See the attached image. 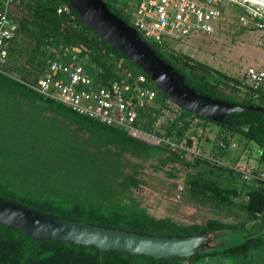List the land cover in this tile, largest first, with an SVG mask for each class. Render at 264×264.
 <instances>
[{
    "label": "trees",
    "instance_id": "trees-1",
    "mask_svg": "<svg viewBox=\"0 0 264 264\" xmlns=\"http://www.w3.org/2000/svg\"><path fill=\"white\" fill-rule=\"evenodd\" d=\"M102 1L112 13L132 25L133 5L128 0ZM63 6L67 9L58 11ZM227 13L222 10L223 16ZM9 16L16 28L3 45V67L14 78L0 73L1 199L52 216L138 234L187 237L201 233L211 235V241L225 230H245L248 225L255 230L238 243L219 242L195 251L189 258L154 259L49 239L37 241L34 247L31 235L0 223V264H214L218 260L220 264H249L251 254L264 241V182H249L239 171L207 157L192 155L189 159L191 154L183 150L106 125L39 95L25 83H35L42 76L48 59L58 57L55 50L59 46L75 49L85 66L96 69V76L105 79L118 80L125 71L143 72L88 29L68 6V0H15ZM137 34L141 37L140 32ZM147 43L195 93L264 108V89L252 97L250 88L235 77L212 70L167 44L160 47ZM212 74L218 80L244 86L242 98L238 100L224 92L218 82L211 80ZM153 87L156 99L137 111L140 127L190 147L192 136L188 129L197 115L168 106L167 96L154 84ZM169 110L174 112L172 117L164 115ZM197 117L219 127L210 140L209 155L227 156L230 145L237 142L243 148L256 150L257 161L264 162V115L243 111L223 117L237 125H248L246 131ZM123 155L141 160L154 158L155 170L175 164L188 168L183 180L188 200L225 209L234 219L209 217L200 223L183 224L152 216L128 194L130 188L138 187L140 179L136 165L125 170L129 164ZM238 160L236 155L232 165H237ZM219 170L230 178L224 181ZM251 171L264 173V169ZM236 178L239 182H234Z\"/></svg>",
    "mask_w": 264,
    "mask_h": 264
},
{
    "label": "built area",
    "instance_id": "built-area-1",
    "mask_svg": "<svg viewBox=\"0 0 264 264\" xmlns=\"http://www.w3.org/2000/svg\"><path fill=\"white\" fill-rule=\"evenodd\" d=\"M0 73L14 76L3 67L5 41L14 34L16 23L9 16L15 0H0ZM133 5L130 22L141 38L157 46L178 41L192 33H210L218 27L222 10L235 7L239 21L245 27L259 31L258 44L264 46V3L256 0H128ZM66 10L63 6L58 9ZM247 16L251 25L244 22ZM56 58L48 59V66L35 83H25L39 95L57 101L72 111L133 132L156 143L193 154L182 142H175L152 131L144 130L137 122V111L157 97L153 82L143 73L125 71L118 80L96 76V69L87 68L83 58L70 47H58ZM93 67V66H90ZM243 79L251 96L264 89V65L245 66ZM233 144L230 145V147ZM228 166V165H224ZM229 168L239 171L248 181H263V172Z\"/></svg>",
    "mask_w": 264,
    "mask_h": 264
},
{
    "label": "water",
    "instance_id": "water-1",
    "mask_svg": "<svg viewBox=\"0 0 264 264\" xmlns=\"http://www.w3.org/2000/svg\"><path fill=\"white\" fill-rule=\"evenodd\" d=\"M264 3V0H256ZM68 6L80 21L98 37L132 62L167 96L168 100L194 115L246 131L248 125L224 120L226 114L250 111L264 115V108L217 100L200 95L186 86L180 74L155 55L134 27L112 13L102 0H68ZM0 223L11 226L37 241H68L93 246L101 251H125L130 255H146L154 259L189 258L195 251L211 247L208 234L187 237L138 234L117 228L87 224L81 220L56 217L31 207L0 198Z\"/></svg>",
    "mask_w": 264,
    "mask_h": 264
},
{
    "label": "rangeland",
    "instance_id": "rangeland-1",
    "mask_svg": "<svg viewBox=\"0 0 264 264\" xmlns=\"http://www.w3.org/2000/svg\"><path fill=\"white\" fill-rule=\"evenodd\" d=\"M226 11L228 12L227 16L220 19V23L214 31L182 36L178 41L173 42L171 46L187 53L191 58L210 67L212 70L231 75L246 85L242 76L244 67L264 65V46L258 44L260 37L258 30L244 27L241 24L238 19L239 10L237 8L231 7L230 11L228 9ZM244 22L249 26L251 25L247 16L244 17ZM211 80L218 82L224 92L234 95L236 99L240 100L242 98L244 86H236L230 82L218 80L215 74H212ZM167 104L168 106L177 107L169 100ZM171 110H169V113L164 112V115L172 117L174 112H171ZM160 120L162 121L163 118L161 117ZM218 128L215 123H205L201 118L193 117L191 126L188 129L190 136H192V145L188 149L193 154L187 157L189 159L192 158V155L201 158L207 157L216 164L230 166L234 164L233 160L236 155H239L236 165L239 169H264V162H258L256 159V150L243 148L237 142L233 143L227 156L209 155L210 140H212ZM192 131L193 133H191ZM123 159L129 164L125 169L126 171H130V165H136V176L140 179L138 187L130 188L128 194L140 206L145 207L146 211L152 216L168 217L183 224L200 223L209 217H221L225 220L234 219L231 213H227L225 209L218 210L210 204H199L188 200L183 185L184 175L189 170L188 168L175 164L166 165L162 169L155 170L153 166L157 164V161L154 158L141 160L123 155ZM168 172L172 175H169ZM217 173L222 176L224 181L230 178V175L226 172L219 170ZM234 182H239V180L236 178ZM254 230L253 225H248L245 230H225L213 238L210 244L215 245L219 242H225L227 245L238 243ZM261 235L264 238V233ZM209 236L211 237V235ZM220 262L218 260L214 264H220ZM249 264H264V241L251 254Z\"/></svg>",
    "mask_w": 264,
    "mask_h": 264
},
{
    "label": "crops",
    "instance_id": "crops-1",
    "mask_svg": "<svg viewBox=\"0 0 264 264\" xmlns=\"http://www.w3.org/2000/svg\"><path fill=\"white\" fill-rule=\"evenodd\" d=\"M262 66V65H261Z\"/></svg>",
    "mask_w": 264,
    "mask_h": 264
}]
</instances>
